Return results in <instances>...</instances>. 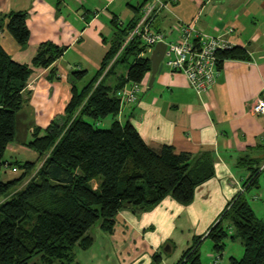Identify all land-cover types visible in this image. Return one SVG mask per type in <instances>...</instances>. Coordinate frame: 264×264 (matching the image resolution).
Listing matches in <instances>:
<instances>
[{
    "label": "crops",
    "instance_id": "obj_1",
    "mask_svg": "<svg viewBox=\"0 0 264 264\" xmlns=\"http://www.w3.org/2000/svg\"><path fill=\"white\" fill-rule=\"evenodd\" d=\"M161 1L164 5L155 15L152 27L164 32L167 40H177V26L186 22L204 33L228 39L246 52L245 59H226L212 88L201 95L188 85L181 72L164 67L152 83L150 72L141 84L137 102L124 104L116 117H106L98 124L110 127L115 119L130 121L157 152L164 145L173 146L175 152L194 154L212 150L215 175L197 187L189 204L167 196L142 213L121 211L111 232L99 225L92 227L88 232L93 239L91 247L75 250L77 260L83 264H176L195 238L202 236V242L207 240L213 222L237 190H243L242 183L250 176L251 170L242 164L243 159L260 154L264 144V114L252 110V103L264 87V0ZM144 2L0 0V13H29L31 37L27 46H20L6 30L0 29V41L15 60L30 63L44 41L66 47L49 68L34 69L25 91V104L16 115V134L19 126L20 130L29 127L30 137L24 142L15 135L5 157L8 153L11 156L28 151L36 158L34 161L40 160L39 153L25 145L34 129L45 128L53 120L60 125L65 122L72 86L84 87L101 67L109 49L105 39L110 40L115 31L113 19H118L120 25L137 20ZM81 70H86L82 79L72 76ZM107 80L105 83L110 86L116 81ZM9 162L5 171L10 172L11 179L18 178L22 170L11 168ZM260 170L261 176L264 164ZM250 199L256 201L259 196L252 195ZM176 231L183 235L179 243L174 238ZM227 249L228 244L221 264L244 254V249L239 251L241 255Z\"/></svg>",
    "mask_w": 264,
    "mask_h": 264
},
{
    "label": "trees",
    "instance_id": "obj_2",
    "mask_svg": "<svg viewBox=\"0 0 264 264\" xmlns=\"http://www.w3.org/2000/svg\"><path fill=\"white\" fill-rule=\"evenodd\" d=\"M28 16L26 10L0 13V29L22 47L31 37ZM138 19L125 25L113 19L115 31L110 40L105 39L109 49L101 67L84 87L72 86L65 122L60 125L53 120L45 128L34 129L25 145L39 153L40 164L9 162L5 152L15 140L16 115L25 104L34 69L49 68L66 47L50 40L41 42L32 61L21 63L0 41V264H39L32 262L36 255L43 262L83 264L75 250L91 247L93 239L88 232L92 227L99 225L111 232L121 211L142 213L167 196L189 204L197 187L215 175L212 150L194 154L175 152L173 146L164 145L157 152L130 121L115 119L106 128L98 124L120 113L119 89L143 82L151 72V52L140 38L123 47ZM219 57L221 69L226 59H245L246 52L235 46L221 51ZM119 65L126 66V71L117 76L114 85H107V78L117 74ZM74 75L82 79L86 70ZM260 150L262 153L243 159L250 176L207 234L218 256H222L229 238L241 239L243 256L230 257L228 264H264V218L257 217L246 196L248 189L260 187L264 144ZM7 162L11 168L22 170L18 178L3 179ZM201 238L195 239L176 264H203Z\"/></svg>",
    "mask_w": 264,
    "mask_h": 264
},
{
    "label": "built area",
    "instance_id": "obj_3",
    "mask_svg": "<svg viewBox=\"0 0 264 264\" xmlns=\"http://www.w3.org/2000/svg\"><path fill=\"white\" fill-rule=\"evenodd\" d=\"M163 5L161 0H145L140 18L130 30L123 47L130 40L140 38L151 52L157 43L165 42L167 49L163 59L164 65L171 71L181 72L186 77L188 85L198 95H201L212 88L220 74L219 53L235 46L221 35L204 33L194 24L186 22H181L177 26L179 32L177 40H167L164 32L156 31L152 27L153 19ZM232 30V28L229 29V31ZM141 84L142 82H132L117 91L122 105L132 104L138 100ZM252 110L255 113L264 114V87L252 103ZM219 261L217 259L215 263H219Z\"/></svg>",
    "mask_w": 264,
    "mask_h": 264
},
{
    "label": "rangeland",
    "instance_id": "obj_4",
    "mask_svg": "<svg viewBox=\"0 0 264 264\" xmlns=\"http://www.w3.org/2000/svg\"><path fill=\"white\" fill-rule=\"evenodd\" d=\"M164 67H165V69H169L166 65H164ZM124 71H126V66L119 65L118 68H117V74H121ZM72 76L75 77L74 75H72ZM110 78H112L115 81L116 75L115 74H111L108 77V79H110ZM106 82H108V80ZM111 117H112V115L108 116V118H111ZM19 120L21 121V123L25 124V121L23 120V118L21 117V115H19ZM104 120H102L101 123ZM100 127L106 128V127H109V126H102V125H100ZM17 130H18V132L16 134V138L19 139V140H21V141H24V142L27 141V138L30 137V128L28 127L26 129V128H23L22 127L21 130H20V126H19L17 128ZM8 156H10L9 153H8V155H6L7 159H9V160H11L10 157L17 158V159H20L22 161H34V159H36V158H33L32 156H30V154H29L28 151H21V152H17L16 154L13 153V155H11L10 157H8ZM40 162L41 161L38 160L37 161V164H40ZM243 168H246V166H244ZM2 177H3L4 180L11 179L10 172L7 173L5 171V168H3V175H2ZM247 177H245V178H247ZM243 184H244V182L242 183V185ZM240 191H242V189L237 190L236 194L239 193ZM252 195H258L259 196V199L256 200V201L250 199V196H252ZM246 196L252 202V205H253V208L255 210V213H256L257 217L264 218V172L260 176V187H253L250 190L248 189V191H246ZM231 202H232V200H231ZM228 206H227V208H228ZM227 208H225L223 210V212L219 215V217L215 220V222H213V225L217 221H219L220 217L224 214V212L227 210ZM208 233H209V231L207 232V234ZM207 234H206V237H207ZM182 236H183L182 233L179 232V231H176V233L174 234V238H175V240L178 243L181 241ZM202 240H203V238H201L200 242H202ZM226 244H228V249L227 250L232 252V249H233L234 250V253H236V255H237V253L239 254L241 252V250L244 249V246H243V243H242L241 239L233 240V239H230L229 238L227 240V243ZM213 245H214V243H213L212 239H210V238H207V240H205V241H203L201 243L200 251H201V259H202V263L203 264H214L217 259H221L222 256H218L217 254H215V252L212 253V247H213ZM240 255H241V253H240ZM32 262H38L39 264H62L58 260H56L54 262H51V263H49V262H43L40 255L34 256L33 259H32Z\"/></svg>",
    "mask_w": 264,
    "mask_h": 264
},
{
    "label": "water",
    "instance_id": "obj_5",
    "mask_svg": "<svg viewBox=\"0 0 264 264\" xmlns=\"http://www.w3.org/2000/svg\"><path fill=\"white\" fill-rule=\"evenodd\" d=\"M167 49V44L165 42L157 43L151 51V79L150 83L153 82L157 73H160L164 68L163 59Z\"/></svg>",
    "mask_w": 264,
    "mask_h": 264
}]
</instances>
